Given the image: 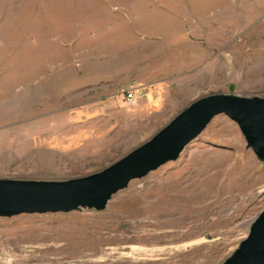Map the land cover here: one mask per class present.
I'll return each mask as SVG.
<instances>
[{
	"label": "rangeland",
	"instance_id": "374dc122",
	"mask_svg": "<svg viewBox=\"0 0 264 264\" xmlns=\"http://www.w3.org/2000/svg\"><path fill=\"white\" fill-rule=\"evenodd\" d=\"M213 93L264 98V0H0V180L98 173ZM263 210L218 115L102 211L0 217V264H223Z\"/></svg>",
	"mask_w": 264,
	"mask_h": 264
},
{
	"label": "water",
	"instance_id": "95a60500",
	"mask_svg": "<svg viewBox=\"0 0 264 264\" xmlns=\"http://www.w3.org/2000/svg\"><path fill=\"white\" fill-rule=\"evenodd\" d=\"M218 115L237 125L246 149L264 164V98L208 94L194 99L147 142L98 173L67 182L0 180V217L81 209L102 211L111 197L130 181L175 161ZM223 264H264V210L251 223L248 236Z\"/></svg>",
	"mask_w": 264,
	"mask_h": 264
},
{
	"label": "crops",
	"instance_id": "0c3cea01",
	"mask_svg": "<svg viewBox=\"0 0 264 264\" xmlns=\"http://www.w3.org/2000/svg\"><path fill=\"white\" fill-rule=\"evenodd\" d=\"M222 73L220 71L219 65L217 64V65H212L209 71H207L206 73L201 74V75L203 78H206L207 80L218 81V78L221 76ZM248 76H251V75L248 74ZM221 77H223V76H221Z\"/></svg>",
	"mask_w": 264,
	"mask_h": 264
},
{
	"label": "built area",
	"instance_id": "2783aa9c",
	"mask_svg": "<svg viewBox=\"0 0 264 264\" xmlns=\"http://www.w3.org/2000/svg\"><path fill=\"white\" fill-rule=\"evenodd\" d=\"M124 101H126L127 103H134L135 102V98H134L132 91L125 92Z\"/></svg>",
	"mask_w": 264,
	"mask_h": 264
}]
</instances>
